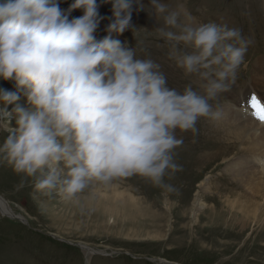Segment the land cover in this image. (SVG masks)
<instances>
[{
  "label": "clouds",
  "instance_id": "obj_1",
  "mask_svg": "<svg viewBox=\"0 0 264 264\" xmlns=\"http://www.w3.org/2000/svg\"><path fill=\"white\" fill-rule=\"evenodd\" d=\"M102 2L112 15L97 40V0H73L67 10L58 0H0V79L15 85L0 88V164L32 179L34 199L55 194L79 204L94 183L132 176L176 192L168 180L182 171L177 131L195 137L200 118H221L212 102L236 83L251 43L238 27L194 23L150 0L169 59L199 82V90H178L146 49L113 38L137 28L132 6L145 10L141 0ZM75 9L83 14L70 19Z\"/></svg>",
  "mask_w": 264,
  "mask_h": 264
},
{
  "label": "rangeland",
  "instance_id": "obj_2",
  "mask_svg": "<svg viewBox=\"0 0 264 264\" xmlns=\"http://www.w3.org/2000/svg\"><path fill=\"white\" fill-rule=\"evenodd\" d=\"M58 2L67 10L73 0ZM161 2L170 10H182L194 23L238 27L250 39L236 83L212 102L225 119L244 121L239 114L225 111L229 103L241 107L239 101L247 92L264 101V0ZM97 3L103 17L95 32L100 40L107 35L112 13L111 3ZM141 3L145 10H138L135 3L132 6L131 22L137 28L113 38L128 47L146 49L147 55L161 65L170 87L182 90L191 83L199 90V82L185 76L169 59V46L157 32L164 26L162 15L150 7V0ZM82 14L81 9H75L69 18ZM138 55L145 53L138 51ZM0 88L15 91L11 80L0 79ZM225 119L200 118L195 137L177 131L184 143L176 149L182 171L168 180L177 189L173 193L132 176L109 185L94 183L82 194L79 204L55 194H36L34 199L32 179L17 174L7 163L0 164V199L16 218L0 213V264H264V177L256 179L244 169L256 170L247 163L255 155L244 151L235 133L217 130V122L222 128L228 127ZM5 135L0 132V142ZM199 172L203 174L196 177ZM243 204L256 213L240 211Z\"/></svg>",
  "mask_w": 264,
  "mask_h": 264
},
{
  "label": "bare ground",
  "instance_id": "obj_3",
  "mask_svg": "<svg viewBox=\"0 0 264 264\" xmlns=\"http://www.w3.org/2000/svg\"><path fill=\"white\" fill-rule=\"evenodd\" d=\"M256 82V81H255ZM253 83V84H257V83ZM248 89L251 90V86L248 87ZM250 95H255L251 92H247L244 94L243 98L239 101L244 105V108H242V106L240 107H236V105L229 103L226 107H227V111H225L226 113L229 112H233L236 114H239L241 116V119L244 121H230L228 119H225V115H221V118H224L225 120L229 121V125L227 128L225 127H221L220 122L215 123V126L217 128V130H220L221 132H224L225 134H228L230 131H233L235 133V136L238 140H240L241 142V147H243V149H245L244 151H246V153H252L255 156L250 157L247 160V163L250 164L251 166H254L256 168V170H252L248 167H245L244 169L249 170L250 172V176L251 174L254 177L261 178L264 177V159L262 157H264V122L263 124L259 122V109L258 108H254L250 103H249V97ZM256 96V95H255ZM239 102H236V104H238ZM249 120H251V122H249ZM218 140V139H217ZM220 141V140H219ZM218 142V141H217ZM240 147V149H241ZM260 156V157H258ZM225 158V156H223ZM235 168V166H234ZM246 170V171H247ZM247 171V172H249ZM246 173V172H245ZM203 173L199 172L198 175L196 177H200ZM240 174V173H239ZM244 174V173H243ZM242 174V175H243ZM248 174V173H247ZM249 175V174H248ZM249 176V177H250ZM260 176V177H258ZM248 177V178H249ZM240 186V185H239ZM116 187V186H115ZM248 188V187H247ZM116 191V190H115ZM204 191V190H203ZM205 192V191H204ZM200 193V192H199ZM203 193V192H202ZM116 194V193H115ZM114 194V195H115ZM118 194V193H117ZM105 195V194H104ZM113 195V194H112ZM119 195V194H118ZM199 195V194H198ZM116 196V195H115ZM116 198V197H115ZM120 198V197H119ZM118 198V199H119ZM122 198V196H121ZM239 196L236 197V199H238ZM125 199V198H124ZM102 200V199H101ZM107 200V199H106ZM116 201V200H115ZM102 202V201H101ZM100 202V203H101ZM232 202V201H231ZM103 203V202H102ZM110 203V202H109ZM119 203V202H118ZM132 203V201H131ZM230 203V202H229ZM234 203V201H233ZM242 203V202H240ZM111 204V203H110ZM249 204V203H246ZM107 205V204H106ZM121 205V204H120ZM255 205V204H254ZM231 206V205H230ZM242 206V205H241ZM109 207V206H108ZM127 207V206H126ZM235 207V206H234ZM249 208V206H247ZM246 206L241 207L238 206V208L240 209V211L245 212L246 214H250L251 213V209L247 208ZM104 208V207H103ZM106 208V206H105ZM111 208V207H110ZM119 208V207H118ZM233 208V205H232ZM117 209V208H116ZM120 209V208H119ZM119 209L117 210L119 212ZM234 209V208H233ZM238 209V210H239ZM114 210V209H113ZM112 210V211H113ZM125 210L127 211V209L125 208ZM237 210V211H238ZM255 210V209H254ZM253 211V209H252ZM129 212V211H127ZM132 212V211H131ZM130 212V213H131ZM231 212V211H230ZM241 212V213H242ZM248 212V213H247ZM256 213V210L253 211ZM252 212V213H253ZM0 213L3 216H10V210L7 206V204L0 199ZM112 213V212H111ZM126 213V212H125ZM133 213V212H132ZM251 213V214H252ZM120 214V213H119ZM250 214V215H251ZM117 215V214H116ZM133 215V214H132ZM238 215V214H237ZM256 215V214H255ZM109 216V215H108ZM235 216V215H234ZM246 217V215H244ZM11 218H14V216L11 214L10 216ZM114 217V216H113ZM244 217V218H245ZM248 217V216H247ZM246 217V218H247ZM257 217V216H256ZM251 217H249L250 219ZM255 218V217H253ZM237 221V220H236ZM87 253V250H84ZM87 254H92L91 250L88 251Z\"/></svg>",
  "mask_w": 264,
  "mask_h": 264
},
{
  "label": "snow or ice",
  "instance_id": "obj_4",
  "mask_svg": "<svg viewBox=\"0 0 264 264\" xmlns=\"http://www.w3.org/2000/svg\"><path fill=\"white\" fill-rule=\"evenodd\" d=\"M249 103L254 107L259 109V119L264 122V101L255 95H250Z\"/></svg>",
  "mask_w": 264,
  "mask_h": 264
},
{
  "label": "water",
  "instance_id": "obj_5",
  "mask_svg": "<svg viewBox=\"0 0 264 264\" xmlns=\"http://www.w3.org/2000/svg\"><path fill=\"white\" fill-rule=\"evenodd\" d=\"M13 219H16L15 217ZM17 220H20V221H23L22 219H17ZM24 222V221H23ZM25 223V222H24Z\"/></svg>",
  "mask_w": 264,
  "mask_h": 264
}]
</instances>
